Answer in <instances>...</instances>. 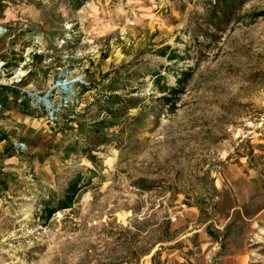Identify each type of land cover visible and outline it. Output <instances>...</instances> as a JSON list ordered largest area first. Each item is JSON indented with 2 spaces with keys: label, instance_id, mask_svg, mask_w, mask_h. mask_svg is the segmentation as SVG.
I'll return each mask as SVG.
<instances>
[{
  "label": "rangeland",
  "instance_id": "rangeland-1",
  "mask_svg": "<svg viewBox=\"0 0 264 264\" xmlns=\"http://www.w3.org/2000/svg\"><path fill=\"white\" fill-rule=\"evenodd\" d=\"M262 8L0 0V264H264Z\"/></svg>",
  "mask_w": 264,
  "mask_h": 264
},
{
  "label": "trees",
  "instance_id": "trees-1",
  "mask_svg": "<svg viewBox=\"0 0 264 264\" xmlns=\"http://www.w3.org/2000/svg\"><path fill=\"white\" fill-rule=\"evenodd\" d=\"M254 17H261L264 19V8L257 10L253 13ZM160 54H164V48L159 50ZM171 59V58H170ZM191 75V72L189 70H181L180 72V76H178L175 81L177 83L178 86H169V85H164V89L166 87V89L170 92H172V95H175L178 91H179V85L183 82L186 81ZM160 78V76L155 80L156 82V86L157 87H161L158 86L159 82L158 79ZM162 89V88H161ZM165 90H161V92H164ZM170 96H166V94H162L161 99L164 101V103L170 104V105H174L173 103V99L169 98ZM6 99V98H5ZM5 99L4 100H0V104L1 105H5ZM6 136L3 134V132H1L0 134V139L5 138ZM80 190V185L78 182V178H75L74 180H72L68 186L66 187L65 192L62 194L61 197H59L56 202L54 203H49L47 202L46 205L43 207V213L42 215L44 216L45 219H49L55 212H57L58 210L67 208V207H71V205L74 203L75 198L78 194Z\"/></svg>",
  "mask_w": 264,
  "mask_h": 264
},
{
  "label": "built area",
  "instance_id": "built-area-1",
  "mask_svg": "<svg viewBox=\"0 0 264 264\" xmlns=\"http://www.w3.org/2000/svg\"><path fill=\"white\" fill-rule=\"evenodd\" d=\"M7 32V28L0 25V36H2L3 34H5Z\"/></svg>",
  "mask_w": 264,
  "mask_h": 264
},
{
  "label": "water",
  "instance_id": "water-1",
  "mask_svg": "<svg viewBox=\"0 0 264 264\" xmlns=\"http://www.w3.org/2000/svg\"><path fill=\"white\" fill-rule=\"evenodd\" d=\"M37 100H42L44 102V104L48 105L50 107V105L48 104L47 100L43 97H37Z\"/></svg>",
  "mask_w": 264,
  "mask_h": 264
},
{
  "label": "bare ground",
  "instance_id": "bare-ground-1",
  "mask_svg": "<svg viewBox=\"0 0 264 264\" xmlns=\"http://www.w3.org/2000/svg\"><path fill=\"white\" fill-rule=\"evenodd\" d=\"M20 72H21V71H20ZM120 217H121V219H124V215H121Z\"/></svg>",
  "mask_w": 264,
  "mask_h": 264
}]
</instances>
